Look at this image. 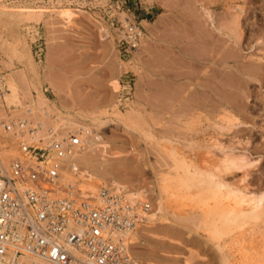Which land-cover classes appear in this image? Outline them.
I'll list each match as a JSON object with an SVG mask.
<instances>
[{
    "label": "rangeland",
    "instance_id": "rangeland-1",
    "mask_svg": "<svg viewBox=\"0 0 264 264\" xmlns=\"http://www.w3.org/2000/svg\"><path fill=\"white\" fill-rule=\"evenodd\" d=\"M45 1L0 0V79L17 86L16 100L0 94V149L18 154L3 122L28 107L46 128L85 125L93 138L75 154L81 189L97 195L101 186L89 189L99 172L101 184L115 180L127 195L138 191L159 214L132 239L140 264H223L226 252L233 259L231 249L218 250L201 214L205 205L235 202L234 232L244 233L250 249L246 264H264V210L251 213L245 202L264 197V0ZM128 18L146 37L126 60L118 27ZM212 21L228 33L213 34ZM126 72L135 75V95L122 110L116 92ZM205 172L214 184L207 189Z\"/></svg>",
    "mask_w": 264,
    "mask_h": 264
},
{
    "label": "built area",
    "instance_id": "built-area-1",
    "mask_svg": "<svg viewBox=\"0 0 264 264\" xmlns=\"http://www.w3.org/2000/svg\"><path fill=\"white\" fill-rule=\"evenodd\" d=\"M47 1L48 7L57 6L56 0ZM58 1L65 6L82 2ZM145 37V29L132 19L119 24L124 59L132 58ZM124 75L116 92L122 110L132 106L135 95V75ZM26 111L3 122L18 143V155L9 159L0 149V264H23L22 257L47 264H139L130 234L147 221L149 200L133 201L111 185L102 187L100 202L76 191L65 173L79 174L72 161L89 145L93 130L55 121L40 136L42 122L31 107Z\"/></svg>",
    "mask_w": 264,
    "mask_h": 264
},
{
    "label": "bare ground",
    "instance_id": "bare-ground-1",
    "mask_svg": "<svg viewBox=\"0 0 264 264\" xmlns=\"http://www.w3.org/2000/svg\"><path fill=\"white\" fill-rule=\"evenodd\" d=\"M211 17V16H210ZM211 19H212V17H211ZM212 30L213 31H211L213 34L214 33H220V34H224L225 32L222 30V29H220L215 23H214V21H212ZM224 32V33H223ZM228 33V32H227ZM227 33H225V34H227ZM210 36H211V34H210ZM227 37V36H226ZM230 37H231V35H230ZM229 37V38H230ZM233 37V36H232ZM206 40V39H205ZM233 40H234V38H233ZM204 43V42H203ZM232 43V42H231ZM205 44V43H204ZM211 44V43H210ZM228 44V43H227ZM235 44V43H234ZM237 44V43H236ZM209 46V45H208ZM219 46H221V45H219ZM229 46H232L233 47V45H230V43H229ZM236 47V46H235ZM234 47V48H235ZM203 48V47H202ZM213 48V47H212ZM217 49V48H216ZM203 51V50H202ZM206 51V50H205ZM209 51H210V49H209ZM208 51V52H209ZM204 52V51H203ZM225 52H227V50H226V48H225ZM206 54V53H205ZM229 54H231V52H229ZM224 56H225V54H224ZM226 56H228V55H226ZM235 56H233V54H232V56L230 57L229 56V58H227L228 60H231L232 59V61H233V58H234ZM211 58V57H210ZM236 59V58H235ZM234 59V60H235ZM208 61V60H207ZM234 62V61H233ZM236 62V61H235ZM234 62V63H235ZM233 65V64H232ZM260 65V64H259ZM258 65V66H259ZM263 66V65H262ZM234 68V67H233ZM209 70V69H208ZM1 80V82H2V86H3V88H5V89H3V92L2 93H0L1 94V96H2V98H4L5 100H7V101H11V100H16V98H17V95H16V88H17V86H16V83L14 82V80L11 78V77H5V79H3V78H1L0 79ZM232 84V83H231ZM207 85V84H206ZM213 86V85H212ZM47 114V113H46ZM53 116H55L54 114H53ZM40 121V122H42V124H43V126L41 127V130H40V136H43V131L46 129V123L45 122H43L42 120H40V118L39 119H36V121ZM14 154L15 153H9V154H6V156H7V158H13V157H15L14 156ZM18 155V154H17ZM16 155V156H17ZM232 155V154H231ZM229 156V155H228ZM237 156V155H236ZM234 157V156H233ZM242 157H243V155H242ZM231 158V157H230ZM238 158V157H237ZM241 158V157H240ZM239 158V159H240ZM235 159V158H234ZM238 159V160H239ZM73 160H74V162L72 161V163H74V165L78 168V171H79V178L76 176V175H74L73 173H71L70 171H67L66 173H65V180H67V181H73L74 183H76V191H79V190H81V193H83L84 195H89V196H91V197H93L94 199H95V201L96 202H100L101 201V196H100V192H101V190H102V187L103 186H109V183H107V181L106 180H104L103 182H102V184H101V181H102V178L101 177H98L99 175H101V174H98V173H96V174H98L97 175V177H96V174L94 175V177H91L90 178V180H91V182H92V185L90 186V189H89V191H97L98 189H99V187L101 186V188H100V191H99V193L97 194V195H90V194H87V193H89L88 191H84V190H82L81 189V175L83 174V171H82V169L80 168V166L78 165V163L75 161V156H74V158H73ZM236 160V159H235ZM242 160V159H241ZM243 160H245L244 158H243ZM247 160V159H246ZM240 161V160H239ZM243 162V161H242ZM241 162V163H242ZM228 163H230V162H228ZM234 163V162H233ZM239 163V162H238ZM244 163V162H243ZM223 164V163H222ZM245 164H246V161H245ZM195 165V164H194ZM209 165V164H208ZM217 165V164H216ZM224 165V164H223ZM233 165V164H232ZM231 165V166H232ZM241 165V164H240ZM243 165V164H242ZM249 165V164H248ZM188 166V165H187ZM225 166V165H224ZM228 166V165H227ZM235 166V165H234ZM189 167V166H188ZM202 167V166H201ZM223 167V166H222ZM230 168V167H229ZM190 169V168H189ZM200 169V168H199ZM214 169V168H213ZM212 169V171H213V173H216V172H214V170ZM201 170V169H200ZM215 170H216V168H215ZM219 170V169H218ZM224 170V169H223ZM199 171V170H198ZM208 171V170H207ZM212 171H211V173H212ZM220 171V170H219ZM222 171V170H221ZM210 172V171H209ZM199 173H201V172H199ZM202 173H203V171H202ZM210 173H208V172H205L203 175H204V177H202L203 178V183L204 184H206L205 185V189H207V188H209V182H210V184H212V185H214L213 183H211V181H209L208 180V175H209ZM190 175V174H189ZM214 175V174H213ZM193 176V175H192ZM217 176V175H216ZM210 177H212V176H210ZM100 178H101V180H100ZM201 178V177H200ZM213 178H214V176H213ZM217 178H219V177H217ZM196 179V178H195ZM210 179H212V178H210ZM183 180H185V179H183ZM187 180V179H186ZM185 180V181H186ZM192 180V179H191ZM218 180V179H217ZM213 181H215V180H213ZM202 182V181H201ZM216 182V181H215ZM220 182V181H219ZM100 183V184H99ZM110 184H111V187L112 188H114L115 190H117V191H120L119 190V188H118V183L115 181V180H113L112 182H110ZM218 184V183H217ZM216 184V185H217ZM222 184V183H221ZM221 184H220V186H221ZM224 184V183H223ZM171 185V184H170ZM215 185V186H216ZM224 186H226V185H224ZM183 187V186H182ZM228 187V186H227ZM227 187H224L225 189L227 188ZM230 187V186H229ZM124 188V187H123ZM171 188V187H170ZM218 188H219V186H218ZM223 188V193H224V189ZM173 189V188H172ZM222 189V188H221ZM230 188H228V190H229ZM205 191V190H204ZM222 191V190H221ZM231 191V190H230ZM225 192H227V191H225ZM238 193H239V191H237ZM228 193V192H227ZM229 194H230V192H229ZM231 194H232V192H231ZM230 194V195H231ZM235 194V193H234ZM234 194H232V196H233V199L237 196V197H239L240 195H236L235 197H234ZM243 194V193H242ZM228 195V194H227ZM244 195H246V194H244ZM243 195V196H244ZM131 200H133V201H135V200H138V199H140V195H139V192L138 191H134V192H128V195H127ZM174 196H177V195H174ZM205 196V195H204ZM242 196V197H243ZM247 196H249V195H247ZM247 196H245V198L244 199H246L247 198ZM252 195H250V197H251ZM206 197V196H205ZM222 197V196H221ZM227 197V196H226ZM236 197V198H237ZM249 197V199L247 200H245V202H250L251 203V210H249V211H251V213H252V211H256V210H264V204H262V202H263V200H264V197H260V196H254V197H251L250 198ZM224 198V197H223ZM229 198V197H228ZM240 198V197H239ZM216 199V198H215ZM225 199V198H224ZM243 199V200H244ZM228 200V199H227ZM230 200V199H229ZM240 200H242V198L240 199ZM240 200H239V202H240ZM210 201V200H209ZM226 202V201H225ZM230 202H233L234 203V200L233 201H230ZM230 202H228V203H230ZM219 203V202H218ZM232 203V204H233ZM236 203V202H235ZM234 203V204H235ZM242 203V202H241ZM212 204V203H211ZM232 205V206H230L229 204L227 205V206H230V207H228V208H223V209H221L219 206H214V207H212V206H210L209 204V206L208 205H205L204 206V208L202 209V210H204L202 213L203 214H201V215H203V218H205L206 220H204L205 221V223H206V225H207V223H208V229H210V230H208L209 232L210 231H212V230H214L215 229V232L213 233L214 234V239H216L217 240V242H216V244H217V247H218V250H226V249H229L228 251H230V249H231V253H233V259H231L230 258V256H228L227 254H228V252H224L225 254H223V258H222V260H223V264H234V262H236V263H238V264H246L249 260H250V249H248V245H247V243L245 242V241H243V239H242V236H241V234L243 235L244 233H242L241 232V234H237V233H235L234 232V225H236L237 224V220H238V218L239 217H241V209L238 207V206H236V205ZM244 204V203H243ZM239 206H240V204H238ZM248 205V204H247ZM223 207H225V206H223ZM241 207H242V205H241ZM250 207V206H249ZM244 208L245 207H243V210H242V212L244 211ZM217 209L219 210V211H217ZM250 209V208H249ZM247 211V210H246ZM151 212V211H150ZM149 212V214H148V219H147V221H149V223H150V221L151 222H153L155 219L157 220V217L159 216V214H157V215H152L151 213ZM162 212V211H161ZM160 212V213H161ZM210 212H212V214L210 215ZM254 212H253V214H254ZM263 213V212H262ZM261 214V213H260ZM260 214H259V216H260ZM161 215V214H160ZM175 215V214H174ZM245 215V214H244ZM254 216V215H253ZM249 217V216H248ZM257 217V216H256ZM202 218V217H201ZM202 218V219H203ZM259 218V217H258ZM248 219V218H247ZM263 220V219H262ZM240 222V221H239ZM240 224V223H239ZM203 225V224H202ZM211 225L214 227V229H212V227H211ZM139 228H141V227H138L137 229H135L131 234H130V243H131V245L132 244H134L133 242H132V239H133V241L135 242H137V240L139 241ZM236 228H237V226H236ZM141 232V231H140ZM211 234V233H210ZM210 238L212 237L211 235L209 236ZM209 239V238H208ZM212 239V238H211ZM213 240V239H212ZM215 241V240H214ZM216 247V248H217ZM233 251V252H232ZM220 252V251H219ZM230 253V254H231ZM221 259V258H220ZM22 260H23V264H47V263H45V262H43V261H40V260H38V259H34V258H30V257H22ZM221 261V260H220ZM234 261V262H233ZM140 264V263H139Z\"/></svg>",
    "mask_w": 264,
    "mask_h": 264
}]
</instances>
